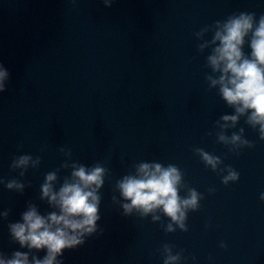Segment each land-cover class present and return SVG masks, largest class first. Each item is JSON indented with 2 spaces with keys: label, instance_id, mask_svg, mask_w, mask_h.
<instances>
[{
  "label": "clouds",
  "instance_id": "obj_1",
  "mask_svg": "<svg viewBox=\"0 0 264 264\" xmlns=\"http://www.w3.org/2000/svg\"><path fill=\"white\" fill-rule=\"evenodd\" d=\"M110 8L115 0H101ZM211 32V39L198 44V51L206 57V67L211 74L206 75L210 89H217L225 104L233 109V114H223L215 122L217 142L237 152L243 147H253L244 137V128L233 131L241 118L245 124L258 131L264 140V15L257 19L255 13L241 12L215 21L213 25L202 29L196 36ZM250 49L245 53L244 47ZM10 79L8 69L0 63V93L6 91ZM204 165L222 175V183L227 185L239 179V173L231 166L221 168L220 157L210 154L203 148L194 149ZM71 158V151L60 149ZM40 158L31 155L15 157L11 163L13 170L19 169V176L24 177L27 170L37 168ZM62 169H71L70 175L59 183L56 169L46 173L41 185L40 199L46 201L52 211L41 214L36 204L28 202L26 210L20 214V220L8 224L13 242L27 251H14L11 256L0 252V264H63L60 259L65 250L75 249L86 243L88 237L98 232L100 217V190L108 175L101 163L87 166L78 162L65 161ZM134 171L116 181L119 199L113 196V202L122 209L124 216L136 214L141 218L151 216L153 222L167 217L163 225L165 232L172 233L179 229L186 232V220L190 211H197L201 193L188 187L184 174L175 164L166 166L160 162L142 161L133 166ZM227 173L223 175V173ZM8 190L23 192L25 184L15 178H0ZM185 195H181V191ZM210 191H212L210 189ZM264 200V194L261 195ZM9 210L0 212V219L7 220ZM223 246V245H222ZM44 252L43 257L36 253ZM163 264H179L182 253L173 254L172 246L165 244L162 248Z\"/></svg>",
  "mask_w": 264,
  "mask_h": 264
}]
</instances>
